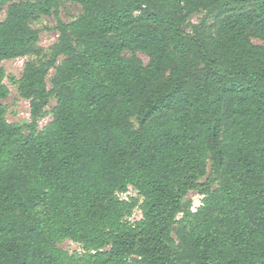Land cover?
Wrapping results in <instances>:
<instances>
[{
    "label": "trees",
    "instance_id": "1",
    "mask_svg": "<svg viewBox=\"0 0 264 264\" xmlns=\"http://www.w3.org/2000/svg\"><path fill=\"white\" fill-rule=\"evenodd\" d=\"M60 1L0 0V264H264V0H63L44 54Z\"/></svg>",
    "mask_w": 264,
    "mask_h": 264
},
{
    "label": "rangeland",
    "instance_id": "2",
    "mask_svg": "<svg viewBox=\"0 0 264 264\" xmlns=\"http://www.w3.org/2000/svg\"><path fill=\"white\" fill-rule=\"evenodd\" d=\"M6 9L7 7H4L0 11V21H2L6 16ZM81 15V8L77 4L63 1L61 0L58 4V7L55 11H53L49 16H40L36 21L32 22L31 28L35 29L39 33V40L37 47L39 49H42L44 54H47L49 52V48L57 41L58 33L56 31L57 23L58 21H61L63 23H69L72 20L78 18ZM213 23V18L208 17L206 12H200L195 14L191 17L189 22L187 23L185 27V31L188 34H192L195 29H202V26L204 25L206 28L211 26ZM252 43L261 45V43L255 39L251 40ZM145 64L148 63V59L143 54L137 53L136 54ZM36 57H26L22 59H17L13 61H4L0 63V67H2L6 74L13 75L16 78H19L24 66L28 62H35ZM53 71H49V76L47 78V81L52 76ZM5 84L9 87L10 95L6 100L0 101L1 104L8 106L7 116L6 120L9 123H21L23 121H26L29 119V103L25 100L19 99L17 97L16 88L9 85L7 81H5ZM49 87V84H48ZM54 105V100L50 101L49 106ZM49 108H46V111H48ZM50 116L45 117L42 119L39 123L40 127L45 126L50 121ZM127 197H137V194L130 190L128 194L124 195L123 198ZM188 198L193 203V210L199 206L201 197L191 193L189 194ZM140 213L136 210L134 212V215L132 216V219H139ZM60 248L72 252L74 250H78V246L74 243H71L69 241H66L62 243Z\"/></svg>",
    "mask_w": 264,
    "mask_h": 264
}]
</instances>
